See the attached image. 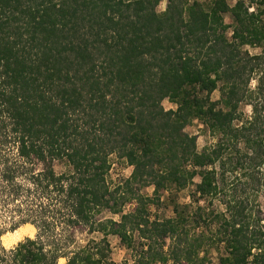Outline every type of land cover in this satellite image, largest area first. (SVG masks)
Returning <instances> with one entry per match:
<instances>
[{
	"label": "trees",
	"instance_id": "trees-1",
	"mask_svg": "<svg viewBox=\"0 0 264 264\" xmlns=\"http://www.w3.org/2000/svg\"><path fill=\"white\" fill-rule=\"evenodd\" d=\"M160 4L0 0V218L39 229L36 241L0 255V264H56L60 255L72 257L71 264H116L109 236L134 249L135 231L143 241L136 264H199L205 244L224 245L216 264H248L251 248H264L260 206L226 178L229 172L254 179L264 164V105L255 106L250 125L232 124L240 103L253 96V73L264 65V53L243 50L264 45V9L249 15L245 0L234 9L226 0H167L161 12ZM225 13L233 18L227 26ZM217 84L222 99L210 104L203 91ZM166 96L178 112L163 111ZM195 119L220 136L214 148L198 152L196 137L183 130ZM112 152L136 165L115 188L107 178ZM56 162L69 170L57 176ZM197 176V203L231 195L224 199L227 213L214 216L219 226L210 242L189 227L191 221L200 227L204 206L191 214L188 204L176 202L175 217L154 220L148 211L162 191L195 184ZM150 186L153 196L141 193ZM133 201L122 223L99 217L106 209L123 215ZM82 229L103 238L78 246L75 232ZM252 264H264V253Z\"/></svg>",
	"mask_w": 264,
	"mask_h": 264
},
{
	"label": "rangeland",
	"instance_id": "rangeland-1",
	"mask_svg": "<svg viewBox=\"0 0 264 264\" xmlns=\"http://www.w3.org/2000/svg\"><path fill=\"white\" fill-rule=\"evenodd\" d=\"M188 1L193 2L195 0H188ZM200 1L205 3V4H209L210 1H212V0H200ZM251 4H255L257 11L259 9L260 10L264 9V6L258 5L257 2H254ZM251 4H249V6H251ZM232 20H233V18H232ZM262 20L264 21V14H262ZM251 47L254 50L256 48H259L261 50V53H264V45H262V46H251ZM243 50H247V49H245V47H244ZM263 66L264 65H261V69L257 68V72H255V78H259V86H260V75H262L264 72ZM259 86L257 87V89L254 90L253 96L251 98L249 97L240 103L239 108H243L247 104L251 103L254 105V107L258 106V108L261 109V107L264 105V92L262 93L259 90ZM248 89H249V87H248ZM257 90H258V92H256ZM250 91H252V90H250ZM237 113L240 115L237 119L244 118L245 122H248L243 111H241V112L238 111ZM197 120H198V122L194 123V121H197ZM200 123H203V121L201 119L193 120V122L188 125L189 126L188 133L190 135L192 132H198L199 133V137L203 138L202 140H200V144H199V147L202 150L205 149L206 147L214 148L217 145V143L212 144L211 141L216 140L218 142L220 136L214 135L204 123L203 124L205 125V127L201 129L199 127ZM197 139H198V137H196V140ZM240 145H241V143H240ZM197 146H198V144H197ZM119 157H120V159H118V160L115 158L111 160V168H112L113 164H116L117 167L115 168L114 171H109V174L107 175L108 182L112 188H115V187L123 184V182L126 180L123 175H118L119 173H121L122 169L127 167V164L123 160V157H121L120 155H119ZM215 168L219 174L221 171L220 165L217 164L215 166ZM55 169L60 170L61 172H65V171L69 170V167L67 168L66 165L63 164L62 162H56ZM114 174L117 175L116 180H112V178H111L112 175H114ZM239 174L240 173H229V172L226 173L227 181L230 182L232 179L236 180L237 182H236L235 186H236V189L238 191H242V188H247L246 193H243L241 195L242 196L246 195L250 199L254 200L255 203L260 206L261 216L264 218V164L256 170V172L254 174L255 175L254 179H250L248 177H242L241 180H237V178L239 177ZM235 177H236V179H234ZM195 178H196V179H194L195 184L192 183L183 189H177L176 187H172L169 190L162 191L160 203L151 204L148 208V211H149V215L151 217V220H154L156 218L164 219V218H170V217L176 216V214H175L176 202H178L179 204H182V205L188 204L189 205V211L191 212V214L195 213V210L197 209V207L199 205H202L206 208V210H204L205 220L204 219L201 220V223H200L201 225L197 229H195L193 227L194 224L192 223V221L189 222V227L191 226L190 230H191L192 235L193 234H197V235L204 234L206 236L205 240L209 241V238H211L213 235H215L216 230L218 229V226H219V222L214 216H215V214H220V213H224V212L227 213V210H226L227 207L224 203V199H228V197L231 195H228V194L226 195L225 193H222L221 195H219L216 198L202 200L200 203H197L196 200H198L199 195L195 194V190H196V184L200 182L201 178L199 176H197ZM230 190L231 189H229V191ZM137 191H138V189H137ZM140 191H141V193H143L145 195L153 196L152 186L144 187ZM136 204H137L136 201H133V202L127 204L126 206H124V211L129 210V212H131L135 208ZM106 215H107V212L105 211L99 217L105 218ZM0 221H4V222L12 225L11 229H7L2 224H0V232H6L8 230H16L20 227L26 226V224H21V225L16 227L13 220H8V219L3 220L0 218ZM75 236L77 238L76 244L78 246L79 245H85L89 241V239H92V238L100 239L101 237H103V235L99 232L91 234L86 229L77 230L75 232ZM109 240L111 242V247H112L111 257L113 258L114 255H119L120 252H117L112 246V241L114 240V235H110ZM142 242L143 241H142L138 231H135L134 235H133V245L137 246V247H134V249L128 248L123 243V241L121 240V243L126 246V248L121 249V251H123L124 255H125V259L123 260L122 264H129V261H132L133 264H136L137 250H140V248L142 247ZM170 245H171V240L168 239L167 240V246H166L167 250L169 249ZM223 246L224 245L218 246V245H212V244H207V245L205 244V246L202 249H200L199 253L203 252L204 256H206L205 257L206 260L203 262H200L199 264H216V263H218L219 257L224 252ZM72 248H75V247L73 246ZM120 248H121V245L117 244L116 249H120ZM71 250H74V249H71ZM203 257H201V255H200V258H203ZM113 261L115 262L114 259H113ZM170 264H171V261H170Z\"/></svg>",
	"mask_w": 264,
	"mask_h": 264
},
{
	"label": "clouds",
	"instance_id": "clouds-1",
	"mask_svg": "<svg viewBox=\"0 0 264 264\" xmlns=\"http://www.w3.org/2000/svg\"><path fill=\"white\" fill-rule=\"evenodd\" d=\"M226 2L228 3L229 9H234L239 4L240 0H226ZM249 4H251V0H245V7H247L248 14L249 15H252L254 13L258 14L255 4H251V6H249ZM158 11H167V0H161V4L158 5ZM223 23L225 26L232 23V17L230 15V13L224 14ZM227 35L229 37H234L236 35V32L234 29L229 28L227 31ZM229 41L232 42L231 39ZM244 47H245V49L248 50L249 55H251V56H257V55L261 54V50L259 48H256L254 50L250 45H245ZM262 75H264V74H262ZM210 78L212 80L217 79V77L214 73L210 74ZM248 86H249L250 90H255L259 86V78H255V72L253 73V78L250 79ZM203 96L209 98L210 104H216V102L221 100L222 96H223V93L221 92V86L219 84H217L216 88L211 90L210 93L208 90L205 89L203 91ZM160 106L162 107L164 112H169V111L178 112L180 110V106L178 104H175L172 101L171 96H166L162 100H160ZM205 110H207V108ZM221 110H222L221 105L217 104L215 111H221ZM223 110L228 111L229 109H228V107H224ZM236 111H239V112L243 111L244 112L246 119L249 122V125L252 121L255 120V115H256L255 107L251 103L247 104L243 108H237ZM195 122H198V120L194 121V123ZM232 124H233V127L242 129L245 127V119L244 118L234 119L232 121ZM199 127L202 129L205 127V125L203 123H200ZM183 130L185 132H188L189 126L186 125ZM191 135L194 137H198V139H197L198 152H201L202 149L199 147V144H200V140H202L203 138L199 137L198 132H192ZM211 143L216 144L217 141L212 140ZM240 147L243 149L244 144L241 143ZM249 155H252V153L249 152ZM114 158L117 160L120 159L118 152H112L109 154V160L110 161ZM123 160L127 164V167L122 169L121 173H119L118 175H123L125 177V179H130L133 176V174L135 173L136 165H135V163L130 161L128 156H124ZM116 167H117V165L113 164L110 171H114ZM191 168H192V165L189 164V170H191ZM209 170H211V168ZM56 175L57 176L62 175V172L60 170H56ZM111 178H112V180H116L117 175L114 174V175H112ZM194 179H196V178H194ZM200 182L202 183V178L200 179ZM64 187L67 189L68 184L66 183L64 185ZM152 191H155V186H152ZM105 211L107 212L105 219L111 220L115 223H122L123 217L129 214V210L124 211L123 215H121L120 213H113V212H111V210H108V209H106ZM8 219L11 220V217H9ZM16 220L19 221L20 217H16ZM0 224H2L7 229L12 228L11 224H8L4 221H0ZM237 227H239V225H237ZM57 231H59V229H57ZM38 234H39V229L37 228V226L35 224H33L31 222L27 223L26 226L20 227L16 230H8L6 232H0V255H4L5 253H14L19 248V246L22 243H26L28 239H31L32 241H36L38 239ZM101 238H103V237H101ZM40 239H43V237H40ZM117 244L121 245L120 249H116ZM112 246L117 252H120L119 255H114L113 259L115 260L116 264H122L123 260L125 259V255H124V252L121 251V249L126 248V246L121 243V238L119 235L114 234V240L112 241ZM44 251L47 252L48 248L45 247ZM145 251H147V247H145ZM165 251H167V247L165 248ZM259 253H264V248H260L258 250L256 247H252L251 248V255H249L247 258L248 264H252V262L255 260V258L257 256V254H259ZM200 255H201V257H203L204 253L201 252ZM73 256H74V254H73ZM71 259H72V257L60 255L57 258L56 264H71ZM94 259L100 260L101 257L99 255H97L94 257ZM129 264H133V262L129 261Z\"/></svg>",
	"mask_w": 264,
	"mask_h": 264
}]
</instances>
